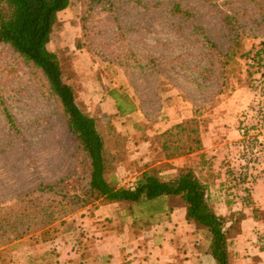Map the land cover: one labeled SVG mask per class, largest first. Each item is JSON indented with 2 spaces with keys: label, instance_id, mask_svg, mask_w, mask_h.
Wrapping results in <instances>:
<instances>
[{
  "label": "rangeland",
  "instance_id": "obj_1",
  "mask_svg": "<svg viewBox=\"0 0 264 264\" xmlns=\"http://www.w3.org/2000/svg\"><path fill=\"white\" fill-rule=\"evenodd\" d=\"M174 4L185 14L173 13ZM48 48L58 54L83 111L123 138V159L112 175L118 186H131L144 168H161L165 159L155 135L191 118L197 109L206 147L220 143L223 149L169 164L193 168L208 193L209 185L219 184L214 189L222 191L221 201L236 208L225 216L243 213L240 203L248 204L256 185L264 182V128L257 143L248 146L254 162L243 158L237 133L245 114L264 108V97L254 93L259 72L247 59L264 50V0H71L58 14ZM111 90L125 96L134 111L120 115ZM0 94L16 122L11 130L0 113V208H22L38 186L60 180L81 193L85 157L45 78L5 45H0ZM242 168L251 178L245 193L234 184V172ZM209 203L214 208L210 197ZM160 217L144 230L118 204L89 206L45 232L7 244L6 264H96L91 252H101L99 241L109 240L113 250L125 244L119 235L128 228L141 237L137 250L164 248L156 232L169 218ZM189 225L199 237L194 246L206 250L205 233Z\"/></svg>",
  "mask_w": 264,
  "mask_h": 264
},
{
  "label": "trees",
  "instance_id": "obj_2",
  "mask_svg": "<svg viewBox=\"0 0 264 264\" xmlns=\"http://www.w3.org/2000/svg\"><path fill=\"white\" fill-rule=\"evenodd\" d=\"M102 1L90 0L91 3ZM70 2L0 0V45L9 47L45 78L68 131L84 154L86 179L81 193L67 189L68 184L60 180L38 186L36 196L26 197L22 208H0V264L7 263L4 249L7 244L39 231L45 232L53 223L96 204H118L133 219L134 226L144 230L150 229L163 214L169 218L174 207L181 206L185 209V221L205 233L206 252L214 264H230L231 240L236 237L244 214L218 215L209 203L208 186L194 169L175 168L169 164L174 159L204 150L197 109L191 118L155 135L154 141L165 159L161 168H144L129 187L118 186L112 178L123 159L124 140L109 124L104 130L93 113L83 111L77 102L76 87L66 77L58 54L48 48L58 24V14L67 9ZM172 10L175 14H185L178 4H174ZM254 55L247 59L253 60L255 73H258L260 52ZM109 95L116 100L120 115L134 111V106L126 103L125 96L118 91L111 90ZM0 113L9 128L15 130V119L1 94ZM168 170L171 174H162Z\"/></svg>",
  "mask_w": 264,
  "mask_h": 264
},
{
  "label": "crops",
  "instance_id": "obj_3",
  "mask_svg": "<svg viewBox=\"0 0 264 264\" xmlns=\"http://www.w3.org/2000/svg\"><path fill=\"white\" fill-rule=\"evenodd\" d=\"M222 145L223 144L220 145V143H218L216 146L206 147V144H204V150L201 153H212L215 155L220 152V149H223L221 148ZM181 159L182 158L174 159L172 162ZM204 176L207 183H210L207 180L206 174H204ZM223 177L225 176L221 175L220 181H223ZM216 182L218 183V180H216ZM218 186L219 184L214 186L209 185L208 196L214 205L215 212L218 215L225 216L230 211L233 212L236 210V208H232V206H228V203L221 201L222 198L219 197V195L222 194V191L214 189L218 188ZM106 207L107 206H104L103 208ZM240 209H242L245 217L241 221L236 237L231 240L229 263L264 264V244L261 238V236L264 235V182L256 185L248 204L240 203ZM164 225L165 227H159L158 232H156L162 235L160 244H162L164 248L160 246L157 248L152 247L153 249L149 247V249L143 248L142 250H137L136 247L139 246V244L142 248V243H140L141 237L139 235H131L132 230L130 228H128L127 232L124 234L115 231V233L121 234L119 235V240H125V244L120 242L118 244L120 246H115V249L111 250L109 248V240L107 242H105L104 239L99 241L101 244V252H91L95 256L94 259L96 264H214V260L207 254L206 250L200 251L194 246L199 237L198 234L195 233L194 228L185 221V209L183 207L178 205L175 206L173 211L169 214L168 222ZM165 228L168 229L166 230ZM150 235L153 234L151 233ZM111 239L112 241H116L117 237L114 235ZM152 242L153 241H147V243L150 244ZM183 242L185 244H183ZM131 243H135L132 248L127 246ZM122 246L127 247L126 251L120 252L122 250H120L119 247ZM178 248H181V251H179ZM74 253L79 254V252ZM91 259L92 257H89L90 263L94 260L91 261Z\"/></svg>",
  "mask_w": 264,
  "mask_h": 264
},
{
  "label": "built area",
  "instance_id": "obj_4",
  "mask_svg": "<svg viewBox=\"0 0 264 264\" xmlns=\"http://www.w3.org/2000/svg\"><path fill=\"white\" fill-rule=\"evenodd\" d=\"M259 60L260 70L253 83L254 93L257 97H264V50L260 53ZM250 116L245 114V116L241 119L237 133L239 136V143L243 153V158L247 160L253 159L254 162L256 158L253 154L248 153V146L253 143H257V136L259 135V132H263L264 108H262V106L253 108L250 112ZM254 131H256V133ZM234 184H236L243 193L249 189L251 185V178L248 176V173H246V169L242 168L238 169L237 172H234ZM261 238L262 243L264 244V235H262Z\"/></svg>",
  "mask_w": 264,
  "mask_h": 264
}]
</instances>
